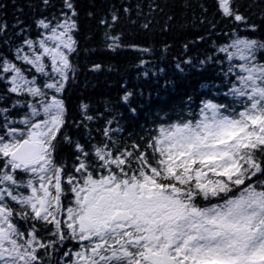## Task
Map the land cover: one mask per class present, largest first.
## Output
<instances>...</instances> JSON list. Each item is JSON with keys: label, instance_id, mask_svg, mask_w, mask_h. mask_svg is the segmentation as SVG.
I'll return each mask as SVG.
<instances>
[{"label": "trees", "instance_id": "16d2710c", "mask_svg": "<svg viewBox=\"0 0 264 264\" xmlns=\"http://www.w3.org/2000/svg\"><path fill=\"white\" fill-rule=\"evenodd\" d=\"M62 29L71 45L60 76L39 44ZM51 100L59 118L39 181L8 150L50 121ZM214 112L233 122L227 135L243 130L223 161L173 146L177 129L200 131ZM104 179L174 190L195 210L264 200V0H0V224L11 234L0 264L139 263L142 243L125 241L135 231L112 224L86 237L73 224L79 190ZM46 182L39 213L33 191Z\"/></svg>", "mask_w": 264, "mask_h": 264}, {"label": "rangeland", "instance_id": "374dc122", "mask_svg": "<svg viewBox=\"0 0 264 264\" xmlns=\"http://www.w3.org/2000/svg\"><path fill=\"white\" fill-rule=\"evenodd\" d=\"M70 45L69 34L65 29L52 32L39 44L40 53L47 56L51 68L60 76L64 74L67 66L66 51ZM11 81L18 86L26 84L27 79L24 74L15 71ZM45 109L50 116V121L35 123L28 130V140L41 142V148H39L41 165L34 172V179H39V181L43 177V172L46 171V165L50 164L48 155H44L48 148L42 140L46 137L47 131L56 125L60 103L57 100H51L45 105ZM212 114L206 116L199 125L201 126L200 131L196 128L177 129L169 137L173 146L181 150L186 149L189 153L202 151L203 155L209 153L216 155L213 164L223 161L226 157L223 149L229 150L230 147L238 144L236 140L240 138L243 130H238L235 136L227 135L235 129L233 122L226 118H218L215 112ZM226 135V139L221 140ZM14 147L13 145L11 149ZM39 184L41 195L33 191L36 207L33 206L40 213L45 208L50 184L47 182L43 185ZM53 184L57 187V183ZM139 189L133 187V189L126 188L120 191L119 188L114 187L111 179L91 181L81 191L79 190V194L82 195L78 198L77 209L74 210L76 218L73 224L77 225L78 231L84 233L86 237L90 231L96 233L101 231L98 234H102V230H113L110 220L113 211L117 208L127 209L134 218L122 225H117L114 229L123 230L126 235H129L130 230L135 231L136 235L125 237V241L131 238V243H142L143 255L152 254L151 249L156 250L158 245L160 246L157 251L159 254L166 245L175 252L178 258L189 256L192 262L201 264H214V262L218 264L226 262L264 264V219L257 225L255 224L259 212L264 207L261 194L254 193L250 196L252 200L249 202L248 198L243 195L223 205L221 209L198 211L188 207L179 197H176L177 193L174 190L169 189L165 193L158 187L149 189L142 186ZM108 196H111L113 200L110 204L112 209L105 213V209L98 206L103 198L105 202L109 200ZM28 199L32 201L30 195ZM104 201L107 208L109 202L105 204ZM160 206L166 207L164 211L160 210L158 215L160 217H155L156 214L146 217L144 214L147 209ZM72 213L73 211H69L68 217H71ZM8 235H11L8 228L0 224V241L8 242ZM145 259L150 264H158V259L155 257ZM81 262L86 263L84 259Z\"/></svg>", "mask_w": 264, "mask_h": 264}, {"label": "water", "instance_id": "95a60500", "mask_svg": "<svg viewBox=\"0 0 264 264\" xmlns=\"http://www.w3.org/2000/svg\"><path fill=\"white\" fill-rule=\"evenodd\" d=\"M40 142L39 141H31L28 139L21 140L18 145L12 149L8 156L9 159L13 162H15L18 166L22 167L23 169H30L33 167H37L40 164V157H39V148H40ZM26 149V151H25ZM28 149V150H27ZM29 152V153H28ZM31 155V156H30ZM109 200L106 202L104 201L105 198L102 200L105 202H109V206L104 205L103 201L100 202L98 207L104 208L105 211L110 210V204H112V199L110 196ZM111 199V200H110ZM166 207H159V208H152L145 212L146 216H150L153 213H155L157 216L160 214V210L164 211ZM96 211V209H95ZM125 214H128L129 216H126ZM131 215L127 210H118L114 213V215L111 217V219L114 222L117 223H125L130 220ZM159 264H175L174 258L169 255L168 249L165 248L160 255V262ZM234 264V263H232Z\"/></svg>", "mask_w": 264, "mask_h": 264}, {"label": "flooded vegetation", "instance_id": "af4514ba", "mask_svg": "<svg viewBox=\"0 0 264 264\" xmlns=\"http://www.w3.org/2000/svg\"><path fill=\"white\" fill-rule=\"evenodd\" d=\"M177 247H178V246H177ZM158 248H159V246H156V250L154 249L155 252L152 253V254H150V255H146V257H148V258H149V257H155V258L158 259V253H157ZM178 248H179V247H178ZM178 248H177V249H178ZM152 255H154V256H152ZM176 260H177L179 263H186V262H185V259H183V258H179V259H178V258L176 257ZM146 263H148V262H146Z\"/></svg>", "mask_w": 264, "mask_h": 264}, {"label": "bare ground", "instance_id": "6f19581e", "mask_svg": "<svg viewBox=\"0 0 264 264\" xmlns=\"http://www.w3.org/2000/svg\"><path fill=\"white\" fill-rule=\"evenodd\" d=\"M28 150V149H27ZM25 151H26V149H25ZM29 153V152H28Z\"/></svg>", "mask_w": 264, "mask_h": 264}]
</instances>
